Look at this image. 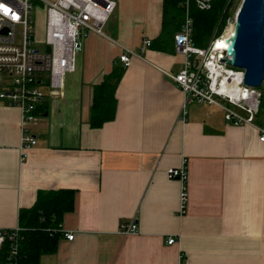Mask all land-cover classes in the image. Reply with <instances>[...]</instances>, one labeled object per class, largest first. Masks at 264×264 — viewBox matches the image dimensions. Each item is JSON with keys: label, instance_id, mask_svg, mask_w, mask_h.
Returning a JSON list of instances; mask_svg holds the SVG:
<instances>
[{"label": "crops", "instance_id": "crops-1", "mask_svg": "<svg viewBox=\"0 0 264 264\" xmlns=\"http://www.w3.org/2000/svg\"><path fill=\"white\" fill-rule=\"evenodd\" d=\"M114 1L105 32L85 38L63 87L43 83L32 120L23 124L21 109L0 99V229H22L19 211L33 206L38 191L70 189L63 236L38 264H264L257 129L227 122L217 105L185 102L171 77L185 62L174 35L168 50H141L144 38L152 44L161 32L164 0ZM180 7L185 20V0ZM124 48L132 51L129 66L119 60ZM108 75L114 117L94 127V86ZM184 160L181 212V183L167 170ZM131 221L137 231L121 233Z\"/></svg>", "mask_w": 264, "mask_h": 264}, {"label": "built area", "instance_id": "built-area-1", "mask_svg": "<svg viewBox=\"0 0 264 264\" xmlns=\"http://www.w3.org/2000/svg\"><path fill=\"white\" fill-rule=\"evenodd\" d=\"M185 1L188 9L190 0ZM193 1L199 9H207L212 0ZM114 9V0H0V99L21 109L23 124L36 116L38 104L44 97L43 83H47L52 91L63 87L65 75L75 70L76 57L83 49L85 38L92 32L103 34V25ZM39 10L43 11L45 18L42 40L37 38L35 30ZM232 28L233 23L229 31L224 30L219 37L226 36ZM192 33V18L188 14L180 30L174 34L175 50L185 57L184 67L171 74L184 92L185 102L219 106L227 122L253 125L259 141L264 142V74L259 86L245 85L244 69L228 68L221 62L227 56L225 48L220 53L213 51L217 38L208 47L201 48L194 44ZM39 42L44 44L43 49L37 47ZM150 45L151 39L144 38L141 50ZM129 53L132 51L124 48L119 54L124 66L130 65ZM212 61L224 72L229 69L239 76L237 93L230 92L222 86L221 78L214 77L210 70ZM23 140L30 144L36 142L30 134H25ZM167 177L181 183L180 211L183 212L188 199L185 160L179 167L168 168ZM19 231V227L0 229V252L7 244L4 264H17ZM136 231L135 221L120 229L123 234ZM65 236L73 238L71 233H65ZM174 241V237H169L167 242L172 244Z\"/></svg>", "mask_w": 264, "mask_h": 264}, {"label": "trees", "instance_id": "trees-1", "mask_svg": "<svg viewBox=\"0 0 264 264\" xmlns=\"http://www.w3.org/2000/svg\"><path fill=\"white\" fill-rule=\"evenodd\" d=\"M183 0H164L163 22L160 34L153 40L151 47L168 50L173 44L174 33L181 28L184 21V9L180 7ZM233 0H212L207 9H199L193 0L189 3L192 18V40L201 48L209 46L213 37H218L224 29L229 9ZM112 78L120 74L112 73ZM108 75L94 86V100L91 113V125L98 127L114 117V86L109 83ZM43 107V104H42ZM75 191L70 189L40 190L35 203L30 208L20 209L18 221L22 229L19 233V250L17 264H38L42 253L56 249L55 241L63 236L59 227L66 212L73 209ZM7 244L1 250L4 261ZM2 261V262H3Z\"/></svg>", "mask_w": 264, "mask_h": 264}, {"label": "water", "instance_id": "water-1", "mask_svg": "<svg viewBox=\"0 0 264 264\" xmlns=\"http://www.w3.org/2000/svg\"><path fill=\"white\" fill-rule=\"evenodd\" d=\"M225 41L227 56L221 62L244 69L245 85L259 86L264 74V0H242Z\"/></svg>", "mask_w": 264, "mask_h": 264}, {"label": "bare ground", "instance_id": "bare-ground-1", "mask_svg": "<svg viewBox=\"0 0 264 264\" xmlns=\"http://www.w3.org/2000/svg\"><path fill=\"white\" fill-rule=\"evenodd\" d=\"M229 30V29H228ZM232 32V29L230 30V32L226 35V36H222V37H219L215 40L214 44V50L215 53H220L223 51V49L226 47V37ZM221 57V55H220ZM213 63H214V66H213ZM210 70L211 72H213V75L215 78H221L222 79V86L225 87V88H228L230 92H234V93H237L239 91V88H238V80H239V76L238 75H235L234 72H229L230 70L228 69L227 72H224V70L221 68H219L216 64V62H213L210 63ZM226 74L228 75L226 77ZM218 78V79H219ZM227 79V80H226ZM237 82V83H236Z\"/></svg>", "mask_w": 264, "mask_h": 264}, {"label": "rangeland", "instance_id": "rangeland-1", "mask_svg": "<svg viewBox=\"0 0 264 264\" xmlns=\"http://www.w3.org/2000/svg\"><path fill=\"white\" fill-rule=\"evenodd\" d=\"M241 2H242V0H233V3H232V5L230 6V9H229V15H228V17L226 19L223 31L226 30L225 32H227V29H229L232 26V23H234L236 13H237L238 8L241 5ZM188 14H189V9H186V16ZM35 30H36L37 38L39 40H42L44 38V36H45V18H44V13H43L42 10H39L38 13H37V21H36V25H35ZM103 31L105 32L104 28H103ZM223 31L221 32V34L223 33ZM218 37H213L212 40H214V39H216ZM37 47L43 49L44 48V44L39 42V43H37ZM214 56H216V54ZM215 59L217 61V57H215ZM226 67L231 68V66H229V65H227ZM3 77H4L5 80H7V78L5 76H3Z\"/></svg>", "mask_w": 264, "mask_h": 264}]
</instances>
